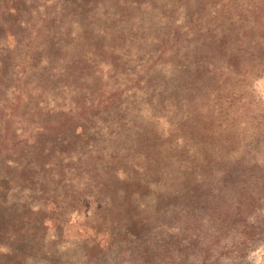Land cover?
Segmentation results:
<instances>
[{"label": "rangeland", "instance_id": "obj_1", "mask_svg": "<svg viewBox=\"0 0 264 264\" xmlns=\"http://www.w3.org/2000/svg\"><path fill=\"white\" fill-rule=\"evenodd\" d=\"M17 1L35 11L19 38L30 27L36 37L13 59L0 51V104L20 97L0 147V264H264V42L246 66L193 93L182 79L188 43L211 45L207 33L182 34L187 0H63L67 15L62 0ZM230 170L245 181L232 196L222 187ZM191 176L207 181L197 194L210 200L218 190L241 197L240 213L130 229L129 208L118 220L100 204L138 189L127 179L145 182L150 209L183 208L166 195ZM101 177L112 191L92 197Z\"/></svg>", "mask_w": 264, "mask_h": 264}, {"label": "trees", "instance_id": "obj_2", "mask_svg": "<svg viewBox=\"0 0 264 264\" xmlns=\"http://www.w3.org/2000/svg\"><path fill=\"white\" fill-rule=\"evenodd\" d=\"M117 3L128 4L129 7H132L138 6L140 1L117 0ZM25 4L17 0H0V34L1 32L3 34L0 51L5 49L9 54V59H13L12 53H16L21 42H25L29 46V40L32 43V39L36 37V31L32 34L34 36H31L33 27L29 29L30 38L23 40L18 36V28L29 27L26 16L33 17L35 14L34 7L25 9ZM67 4L62 0V6L58 8L60 15H67L69 6ZM187 4L186 16L189 23L181 26L184 29L182 34L189 37L192 30L196 29L197 31L192 35L194 39L196 37L203 39V36L207 33L211 45L209 46L210 52H207L201 48L199 43H188L192 51L188 50L190 55L187 58L189 61L182 66L184 73L182 79L195 93L196 90L200 91L202 86L207 91V86L213 84V81L218 83L220 77L234 74L238 67L246 66V63L255 58L254 54L260 51V46L264 42V0H255V2L254 0H187ZM80 11L81 9H77L75 13ZM42 16L43 19L47 18L46 13ZM229 26L232 27L228 29ZM223 29H228L225 36ZM187 80H189V83H186ZM14 93L16 95L8 109L3 108V105L0 104V147H3L2 144L8 139L7 135L13 131L14 113L20 105L18 92L14 91ZM99 102L103 101L99 99L97 103ZM74 128L73 126V132ZM233 174L234 171L230 170L222 181V187L228 188L227 191L230 192L231 196L237 189H245L243 175H240L239 172ZM182 179L179 187L173 188L166 197H171V199L173 197L175 200L182 199L185 201L183 208H172L171 203L164 205L159 201L160 203H153L154 207L150 209L149 201L147 203L144 196H141L138 192V189L145 182H132L127 179L122 181L131 183V188L138 187V189L131 191L123 189L111 192L100 204L103 207H108L105 210L110 214H112L113 206H115L113 211L116 212V216H118L116 219L118 220H121L122 215L127 212L126 208H129L131 212L123 220H125L126 227L128 225L130 229L152 226L158 220L163 222V219H182L184 222L189 223L203 221L225 224L240 213L241 197L231 201L232 199L228 198V194L225 196L224 193H220V190H218V193L216 192L218 198L210 200L216 194L210 195L207 191L204 194H197L200 185L207 182L203 177L191 176ZM96 186L97 189L92 195L95 198L100 195L104 196L105 194L102 193L104 191H112V186L104 177L99 178ZM116 196L119 200L115 199ZM160 196L162 195H158V198ZM117 205L123 207L118 209ZM112 222L113 220H111ZM172 228L176 229L177 227L173 225Z\"/></svg>", "mask_w": 264, "mask_h": 264}]
</instances>
